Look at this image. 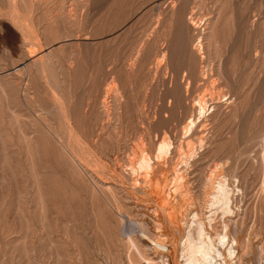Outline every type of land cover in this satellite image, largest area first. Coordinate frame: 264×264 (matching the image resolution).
I'll use <instances>...</instances> for the list:
<instances>
[{"label":"rangeland","instance_id":"374dc122","mask_svg":"<svg viewBox=\"0 0 264 264\" xmlns=\"http://www.w3.org/2000/svg\"><path fill=\"white\" fill-rule=\"evenodd\" d=\"M195 218L264 264V0H0V264H180Z\"/></svg>","mask_w":264,"mask_h":264},{"label":"bare ground","instance_id":"6f19581e","mask_svg":"<svg viewBox=\"0 0 264 264\" xmlns=\"http://www.w3.org/2000/svg\"><path fill=\"white\" fill-rule=\"evenodd\" d=\"M189 21V22H188ZM188 23L192 26L196 25V21H194L193 17H191V14L188 16ZM191 26V27H192ZM195 28V27H194ZM212 37V36H211ZM181 44V43H180ZM193 49L195 50L196 54L198 55L199 61L200 63H202L203 61V45H202V41L201 38L199 36H197L193 42ZM164 55V54H163ZM162 55V56H163ZM205 61V60H204ZM206 63V62H205ZM203 64V63H202ZM201 64V65H202ZM209 65V64H208ZM208 65L205 64V66L207 67ZM199 66V65H198ZM211 68V65H209ZM208 66V68H209ZM205 70L204 65L200 66V74L202 76V78L204 79L206 76L208 77V73H211L212 69H206V71L203 70V68ZM194 68V67H193ZM198 68V69H199ZM186 71V70H185ZM184 71V72H185ZM183 72V74H184ZM193 72V71H192ZM207 73V74H206ZM199 74V72H198ZM182 79L184 75H181ZM200 76V75H199ZM206 77V78H207ZM210 77V75H209ZM201 78V77H200ZM180 79V78H179ZM208 82L209 79H207ZM213 80V79H212ZM211 80V81H212ZM113 81V80H112ZM182 81V80H181ZM184 81V80H183ZM185 83L186 86L188 88L189 85V81L188 78L185 79ZM204 81V80H203ZM214 81V80H213ZM200 82V81H199ZM182 83V82H181ZM210 84V83H209ZM184 86V85H183ZM199 87V85H198ZM207 87V86H206ZM216 89V88H215ZM205 90V89H204ZM108 91V90H107ZM211 91V90H210ZM213 91V89H212ZM210 94V92H208ZM108 94V93H106ZM202 94V92H201ZM214 94V93H213ZM225 94V93H224ZM184 95V93H183ZM212 95V94H211ZM207 96V95H206ZM205 96V97H206ZM225 96V95H224ZM106 97V96H105ZM213 98V97H212ZM210 100V99H209ZM106 101H104L105 103ZM205 99H204V94H202L201 96L199 95V97L196 99V112H197V117L200 118V116L204 115V112L206 110V104H205ZM177 103V102H175ZM213 104V103H212ZM114 109V108H113ZM67 115V114H66ZM114 116V115H113ZM67 119V118H66ZM69 122V121H68ZM145 123V122H144ZM142 124V123H141ZM195 125V120H189L187 121L185 127H184V132H188L190 131V129ZM143 127V126H142ZM66 128V127H65ZM147 129V128H145ZM164 129V128H163ZM63 130V129H62ZM146 132V131H145ZM164 132V131H162ZM161 132V133H162ZM167 132V131H166ZM148 134V133H146ZM66 135V134H65ZM139 135V134H138ZM140 136V135H139ZM161 136V134H160ZM159 136V137H160ZM76 137V136H75ZM71 138V137H70ZM139 138V137H138ZM137 138V139H138ZM144 138V137H143ZM149 138V137H147ZM263 138V137H262ZM169 139V138H168ZM168 139L166 137H162L160 139V141L158 142V144H156L154 146V149L152 150L153 153L152 155L149 154V152L145 151L144 149H141L138 154H136L137 156L133 159L131 158V160H134L133 163L130 166V171L132 173L137 174L142 181H144L145 183H149L150 182V178H151V173L153 170V164L154 161L157 160H162L166 157V155L169 153V151L171 150L170 148V141H168ZM76 140V139H75ZM71 141V140H70ZM149 141V139H148ZM77 142V141H76ZM151 142V141H150ZM70 143V142H69ZM149 143V142H146ZM149 145H151V143H149ZM147 145V146H149ZM143 146V145H142ZM142 148V147H141ZM145 148V146H144ZM151 148V146H150ZM149 148V149H150ZM153 148V147H152ZM135 150V149H133ZM137 151V150H136ZM135 151V152H136ZM88 152V151H87ZM137 153V152H136ZM182 155H184L183 158H181V163L183 162L184 164H186V158H187V154L186 153H182ZM88 155V154H87ZM92 155V154H91ZM168 156V155H167ZM92 158V157H91ZM232 158V157H231ZM80 159V158H79ZM78 160V159H77ZM83 160V159H82ZM129 160V159H128ZM164 161V160H163ZM86 164V161H84ZM163 163V162H162ZM126 164V163H125ZM89 165V164H88ZM87 165V166H88ZM155 167V165H154ZM211 168V167H210ZM175 169V168H174ZM98 170V169H97ZM96 170V171H97ZM172 170V169H171ZM183 172H180V170H174L171 174V178H170V184L172 183V191L174 193H180L182 190V186L184 183V175L182 174ZM213 173V172H212ZM216 175V173L214 174ZM219 175V173H218ZM221 175V174H220ZM160 176V175H159ZM137 177V176H136ZM186 177V176H185ZM135 178V177H134ZM211 180V181H210ZM210 184L213 185L214 181L217 180L218 185L216 187V195L217 197L215 198L217 200V198L219 200L222 199V196H218L220 194V190L222 189V186L224 185V181L222 179H217V176H213V178H210ZM135 182V181H134ZM187 182V181H186ZM169 184V185H170ZM209 184V185H210ZM215 184V183H214ZM143 185V183H142ZM211 188V187H209ZM167 190V189H166ZM213 191V189L211 190ZM166 192V191H165ZM210 192V191H209ZM170 191H168V195H170ZM211 193V192H210ZM224 199L226 201L227 196H224ZM208 200V199H207ZM224 202V201H223ZM225 206L223 208V214L229 212L228 208H227V201L224 202ZM161 211V209H160ZM165 212V211H164ZM179 213V211H178ZM165 214V213H164ZM194 218V217H192ZM196 219V218H195ZM187 222V221H186ZM196 225H195V230L192 233L186 232L184 239L180 240V242H178V246H180V256H181V263L180 264H227V261L233 259L236 257V245H237V239L235 238V236H229V234L226 231V226H224V224H222V228H220L219 232H215L212 236L213 238L205 231V226L206 228H210V226H208V222H206V220H204L205 223H203L201 220L196 219L195 220ZM232 233V232H231ZM146 234V233H145ZM142 236V234H139L142 236V238H146L147 236ZM234 234V233H233ZM148 235V234H147ZM236 235V234H235ZM150 236V235H149ZM154 237V236H153ZM163 236L161 234L156 235L154 238L149 239L146 238V240H148V242H150V244H152V247L155 250H160V251H165L167 252L168 248L165 246V242L163 240ZM136 246V245H134ZM248 246V245H247ZM133 247V246H132ZM239 247V246H238ZM245 247V245H244ZM149 248V247H148ZM143 249V248H142ZM246 249V248H245ZM244 249V250H245ZM135 250V249H134ZM137 250V248H136ZM141 251V249H138V251ZM137 251V252H138ZM243 251V250H242ZM136 252V251H135ZM142 254V251L139 252ZM245 253V252H244ZM138 254V253H137ZM140 254V255H141ZM144 256V255H143ZM141 255L142 258H145V256L143 257ZM164 255L161 256V258ZM140 257V258H141ZM147 258V257H146ZM145 258V259H146ZM239 258V257H238ZM130 259V258H129ZM164 259V258H163ZM162 259V262L164 264V262L166 263L165 260ZM240 259V258H239ZM142 260V259H141ZM152 260V259H151ZM150 259L147 258L146 263L145 264H152V261ZM179 260V259H178ZM145 262V260H142ZM161 261V260H160ZM132 263V262H131ZM168 264V263H166Z\"/></svg>","mask_w":264,"mask_h":264}]
</instances>
